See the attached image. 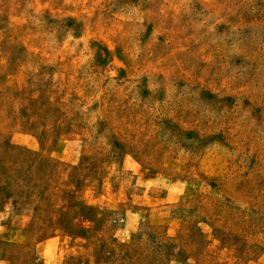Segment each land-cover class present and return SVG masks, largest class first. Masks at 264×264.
I'll use <instances>...</instances> for the list:
<instances>
[{"label":"rangeland","instance_id":"obj_1","mask_svg":"<svg viewBox=\"0 0 264 264\" xmlns=\"http://www.w3.org/2000/svg\"><path fill=\"white\" fill-rule=\"evenodd\" d=\"M0 264H264V0H0Z\"/></svg>","mask_w":264,"mask_h":264}]
</instances>
